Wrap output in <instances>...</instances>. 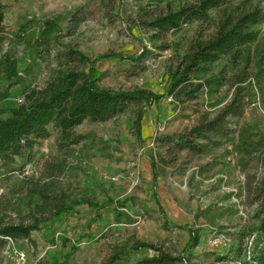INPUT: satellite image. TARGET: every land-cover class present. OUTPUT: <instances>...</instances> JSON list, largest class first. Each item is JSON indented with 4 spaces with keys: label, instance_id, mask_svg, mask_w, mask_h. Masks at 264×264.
Masks as SVG:
<instances>
[{
    "label": "rangeland",
    "instance_id": "rangeland-1",
    "mask_svg": "<svg viewBox=\"0 0 264 264\" xmlns=\"http://www.w3.org/2000/svg\"><path fill=\"white\" fill-rule=\"evenodd\" d=\"M200 1L0 0L1 120L60 71H88L65 54L67 45L93 59L111 51L137 56L98 61L99 84L162 95L105 121L84 120L74 130L78 142L51 123L15 158L16 170L0 174V222L47 220L28 238L8 239L0 264H104L119 250L116 264H264V0H224L166 32L146 24ZM45 20L60 27L48 46ZM238 22L254 39L214 48L225 25ZM7 57L19 70L13 78L4 72ZM51 173L68 201L113 202L56 218L41 213L30 189ZM164 216L198 230L199 244L186 250L191 231L165 228ZM138 241L156 248L136 249ZM164 253L167 262H146Z\"/></svg>",
    "mask_w": 264,
    "mask_h": 264
},
{
    "label": "trees",
    "instance_id": "trees-1",
    "mask_svg": "<svg viewBox=\"0 0 264 264\" xmlns=\"http://www.w3.org/2000/svg\"><path fill=\"white\" fill-rule=\"evenodd\" d=\"M222 2L224 0H201L200 3L182 7L179 11H170L167 14L159 15L146 22V24L159 32L178 29L183 23L193 18L204 17L208 9L219 6ZM4 17V7L0 5V28H2ZM229 26V24L225 25L218 38L212 43L214 48L228 44H243L254 39L255 34L245 31L241 23L238 22L231 28ZM59 29L57 21H43L42 46H48L53 39H58L59 35L56 30ZM22 30L20 29L19 37H21ZM65 54L77 57L81 63L88 66V71L77 69L60 71L45 86L30 89L24 101L11 110V115L5 120L0 119V174L16 170L12 167L15 158L22 155L25 150L33 148L38 140L45 138L49 134L48 126L51 123L60 129L65 140L78 142L82 137L76 135L74 130L84 120L105 121L117 113L125 111L129 103L144 101L152 104L162 98V95L146 89L116 90L99 84V80L95 75L98 61L107 58L138 60L137 56H126L111 51L99 54L93 59L72 45H67ZM3 67L8 78L18 75L19 70L15 60L7 57ZM4 97H6V94H0V101ZM141 121L142 115H139L135 123L138 138H141ZM54 170L57 171V167H53L52 171ZM59 170L61 169L59 168ZM52 175L51 173V180L44 185L34 184L30 189L32 196H39L41 200V203L36 205L39 211L41 213L49 212L52 218L71 213L76 207L83 204L95 209H102L113 202V200H108L100 204L85 197L68 201L65 192L53 180ZM156 178L157 174L154 183H156ZM118 204L119 206H125L124 202ZM162 212L164 213L163 209ZM164 218L163 226L165 228L176 227L191 231L186 250L199 244L198 230L191 229L189 225L175 224L166 216ZM46 220V217H35L34 221L29 223L0 222V251L5 247L8 239L28 238L33 231L40 230L41 225ZM135 248L155 249L156 247L153 243L138 241ZM122 254V250L116 251L104 264H116L122 258ZM169 258L171 257L164 253L161 256L148 259L146 262L164 263Z\"/></svg>",
    "mask_w": 264,
    "mask_h": 264
},
{
    "label": "built area",
    "instance_id": "built-area-1",
    "mask_svg": "<svg viewBox=\"0 0 264 264\" xmlns=\"http://www.w3.org/2000/svg\"><path fill=\"white\" fill-rule=\"evenodd\" d=\"M20 255H21L22 260H24L25 259V254L24 253H20Z\"/></svg>",
    "mask_w": 264,
    "mask_h": 264
}]
</instances>
